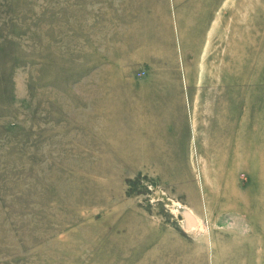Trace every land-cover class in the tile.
Returning a JSON list of instances; mask_svg holds the SVG:
<instances>
[{"label":"rangeland","instance_id":"374dc122","mask_svg":"<svg viewBox=\"0 0 264 264\" xmlns=\"http://www.w3.org/2000/svg\"><path fill=\"white\" fill-rule=\"evenodd\" d=\"M83 1L0 0V264H264V155L254 187L238 171L246 204L223 200L211 182L205 189L198 174L205 133L193 124L197 63L180 0H166L177 64L170 79L156 54L130 57L138 0ZM253 1L239 22L244 63L257 65L263 153L264 0ZM151 35L161 49L163 38ZM219 93L210 134L219 127L225 136L215 119L225 117L228 95ZM102 99L117 113L113 124L108 109L102 119ZM146 111L158 112L151 140ZM113 129L134 157L103 156L101 138ZM149 148L167 175L145 169ZM179 166L192 178L178 181ZM192 181L196 202L186 193ZM185 207L196 215L192 229Z\"/></svg>","mask_w":264,"mask_h":264},{"label":"bare ground","instance_id":"6f19581e","mask_svg":"<svg viewBox=\"0 0 264 264\" xmlns=\"http://www.w3.org/2000/svg\"><path fill=\"white\" fill-rule=\"evenodd\" d=\"M249 1L250 7L257 6L256 1ZM249 1L180 0L182 4L180 15L183 20L184 32L188 37V44L194 48L195 63H197L196 69H190L193 81L196 78L194 82V100L196 102L195 106L198 108L196 119L193 117V124H196L205 133L204 141L206 147L202 153L198 151L201 165L198 174L205 189L208 190L209 183L211 182L214 184V187L223 192L220 195H225L222 196L223 200L233 201L237 199L243 204L249 202V198L240 193L243 189L241 188L238 171H244L245 177L243 179L247 178V180H250L253 183L252 187H254L260 175L262 154L264 155V152L262 153L261 150L262 121L260 118L257 65L255 61H252L248 69V66L244 63L246 55V48H243L244 31L242 27L240 28L239 22L241 14L247 8ZM82 2L84 1L82 0ZM93 2H96V0ZM94 5L96 7V3ZM217 9L219 10V15H215ZM134 16L133 21L129 23L132 29L128 41L130 57L134 58V60H140L146 58V56H150V54H156L158 58H156L155 64H165L167 78H175L177 71L176 54L166 0H138ZM212 18H215L216 22L211 25L209 33L207 32L210 36L206 42V31L210 27ZM139 31L142 33L141 38L138 36ZM152 32L155 33L156 37L161 36L163 38L161 49H159L160 44L151 43L150 36H152ZM204 48L206 51L201 52V49L203 50ZM210 49H214V52L211 53ZM219 49H222L223 53L221 55L222 66L218 70V63L215 59L217 57L216 52ZM161 75L157 76V81L162 78ZM112 81L113 79L110 78L106 84L111 85ZM213 85H216V87L214 88ZM231 85L234 86L230 88ZM216 89L220 91L217 96H221L223 91H226L228 95V106H226L225 117L222 121L215 119V124L216 122H220L221 126H226L225 136L220 134L219 127H215L213 135L210 134V125L212 126L213 113L215 112V107L211 104L212 91ZM135 90L138 91L139 88ZM213 98L215 101V97ZM105 100L102 99L98 102V106L103 114L102 119L104 122L105 120L107 121L105 118L107 116L102 111L108 109V112H110L108 118L110 121L113 119L110 123L113 124V121L117 120V113L113 112V107L109 106L111 102ZM146 112L147 122L149 123L147 127L149 135L147 137L151 140L156 127L153 119L158 112ZM175 113L178 117V107ZM117 133L118 130L113 129L112 131H107L103 135L104 137L101 138L103 150L105 149L103 156L107 158L108 154L124 152L134 157L137 149L136 151H133L132 148L128 150L125 143L121 145V148L117 147L116 143L119 145V141L116 138ZM120 133L123 132L120 131ZM123 134H127V132L125 131ZM126 138H128V134ZM135 139L137 140V135L133 140ZM127 142L129 144V140ZM152 153L154 151L151 148L147 149V151L145 150V160L149 162L145 165L147 166L145 169L162 176L167 175V170L162 168V163L161 165L159 163L153 164ZM176 177H178V181L190 179L192 178L191 171L185 166L184 168L179 166ZM187 186L188 192L186 193L196 202V183L192 181ZM185 213L187 217L186 227L188 229L194 228L196 226V223L194 224V217L196 215L189 207H185ZM245 253L246 251L242 250L238 256H243Z\"/></svg>","mask_w":264,"mask_h":264}]
</instances>
